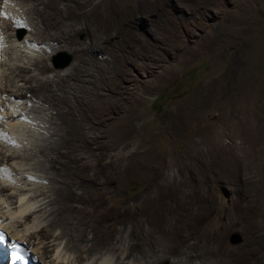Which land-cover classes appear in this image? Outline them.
Here are the masks:
<instances>
[{"label":"rangeland","instance_id":"rangeland-1","mask_svg":"<svg viewBox=\"0 0 264 264\" xmlns=\"http://www.w3.org/2000/svg\"><path fill=\"white\" fill-rule=\"evenodd\" d=\"M151 5L152 17L136 19L134 23L142 36L140 42H130L133 46L127 47L117 39L110 40L106 53L98 55L103 62L97 66V71L87 68L94 88L88 82H80L85 90H77L81 97L72 100L69 110L66 108L58 116L60 126H56L55 131L47 120L51 113L57 114L56 111L48 113L46 105L29 102V97L15 101L0 92V145L5 143L17 152L5 165L4 171L16 185L13 183L12 189L0 193V199L7 202V206L0 202V213L9 209L16 211L20 204L40 201L44 196L52 198L51 209L55 212L63 209L65 203L87 211L101 199L132 204L142 200L144 195L160 192L167 195L162 199L164 205L168 203L166 210H172H168L167 222L180 226L192 221H183L186 215L177 212L183 214L184 209L197 208H194L191 193L206 192L212 198L208 197L212 208L209 214L206 212V220L192 222L195 230L203 228L207 222L214 226L236 220L237 225L225 235L229 250L234 249L232 252L239 255L251 249L261 256L264 248H253L261 243L258 234L264 227V0H156ZM0 15L5 16L2 11ZM157 16H161L160 25L156 22ZM10 33L14 37L12 43L6 42L2 62L5 59L7 64L27 67L32 71L30 74L42 78H53L55 74L40 75L34 66L37 60L47 61V65L63 74L75 64V57L65 50L45 54L49 46L21 47L20 42L29 36L27 29L18 28L7 34ZM76 39L83 44L85 34L78 33ZM91 73H95L99 81ZM23 86L27 87L25 82L17 83V88ZM28 102V106L35 105L38 111H24V115L13 121L11 114H20L14 111L15 103ZM116 105L114 115H105L110 112V106ZM106 118L111 121L102 122ZM207 134L216 144H235L237 156L228 162L223 172L214 163L213 171L223 179L204 187L205 180L197 176L193 163L195 150ZM94 136L99 137L95 140ZM58 138H66V145L62 143V147L44 160L41 154L47 151L45 147ZM6 151L0 147V164L1 159L11 153ZM213 154L211 161L218 162V155ZM96 160L103 164L109 162V165L81 171L76 167V162L91 164ZM2 176L0 173V178ZM5 179H0V188L9 185ZM179 192H184L183 197ZM256 206L262 211L263 219L253 218L252 210ZM46 215L29 220L26 226L31 229L34 223L48 230L50 218L44 220ZM17 221L7 218L3 222L9 225ZM26 226L10 231L12 234L20 232L21 236L29 233L25 231ZM246 226H253L252 233L247 229L248 234ZM61 233V228L52 230L53 236ZM68 239L69 236H65L59 241L58 253ZM244 241H250L249 245ZM92 254L95 260L99 259L98 263L125 264L128 261L125 254L118 258L117 254L103 248L93 250ZM47 257L45 261L51 264L57 256L51 253ZM76 257L72 252L69 260L74 262Z\"/></svg>","mask_w":264,"mask_h":264},{"label":"bare ground","instance_id":"bare-ground-1","mask_svg":"<svg viewBox=\"0 0 264 264\" xmlns=\"http://www.w3.org/2000/svg\"><path fill=\"white\" fill-rule=\"evenodd\" d=\"M8 1H12L11 4L10 2L8 3ZM95 1L96 0H1L0 2V6L3 5V8H0V13L2 11L5 15L4 17L0 15V38H2V40H0V73H2L0 76L1 95L14 99L15 101L25 100L29 97V102H33L34 104L38 102L46 105L48 108L45 111L48 113L56 111L57 114L51 113L52 116L47 120L48 126H51L54 131V128L60 126L58 116L64 113L63 111L66 108L69 110L68 107L71 106L70 103L74 102L72 100L77 101V97H81L78 96L81 94L77 95V90H81V92L82 88L85 90L84 86L81 88L82 85L80 86V82L93 83H91L93 79L90 80L88 78V67H91V69L93 68L94 72L97 71V66L103 62L98 55H103L101 54L103 52L106 53L107 46L111 45L109 44L110 40L117 39L118 42H124V45L127 47L132 45L130 42H140L142 36L134 25V23H136L135 20L152 17L153 8L151 4H154L156 0H98V2L94 3ZM21 5H23V7H20ZM160 17L157 16L156 18L158 25L161 24ZM18 28L27 29L29 32L27 38L21 42L19 41L21 47L28 44L49 46L44 50L43 53L45 54H52L59 50H65L75 57V64L72 65L67 73L63 74L61 71H56L53 67L47 65V61L37 60L34 66L40 75H47V73L55 74L53 78H42L38 75L30 74L32 71L27 67L7 64L4 62L6 61L5 59L3 63L2 59L5 58L3 56L7 51V48H4L6 47V42L12 43L11 40L14 37L12 33H7ZM78 33L85 34V42L83 44L79 43L76 39ZM125 37H128V40H124L126 39ZM7 39L8 41H5ZM111 42L113 43V41ZM145 46L146 44L144 42V47ZM91 74L94 75L92 76L95 80L98 78H96L95 73ZM98 79L97 81H99ZM19 82H25L27 87H24L25 85L23 84L24 88H17V83ZM95 83L97 82L95 81ZM97 85L99 84L97 83ZM87 92L90 93L89 90ZM27 94L30 95L28 96ZM82 97H84V94ZM81 100L82 99H80V101ZM29 102L27 104L15 103L16 107H14V111H20V114L16 112L10 113L11 117H13V121L24 115V111H28L27 113L38 111V109L34 108L35 105L28 106ZM19 105L23 107H19ZM29 107L30 109L27 110ZM115 110H117V105L116 107L110 106L108 109L110 112H105V115H114ZM119 110L117 112H119ZM1 111L0 114L2 113ZM99 117L101 118V115ZM109 120L110 118L102 119V122ZM99 121L100 120L97 122ZM53 133L55 136H59V134ZM98 137L99 136H94L93 138L97 140ZM64 141L67 142V139L65 138L62 140L58 138L53 143L48 144L45 147L47 151L44 153L42 152L41 157H43L44 160L48 159L53 151L62 147L61 145L62 143L64 144ZM201 142L202 143H200L195 150V160L193 164L195 165L194 167L197 168V176L200 175L204 178V187H207L208 185H215L222 181L223 178L221 175L213 171V165L214 163L217 166L219 165L218 169L222 172L224 169H227L228 162L237 156V146L233 143L222 144L218 142L216 144V141H213L210 134L201 138ZM0 147L6 149V152H11L1 159L3 163L0 164V173L3 174L0 179L6 178V182H9V185H2L0 188V193H3L6 190L12 189L14 182H11V175L4 171V169L8 160L14 159L17 156V152L16 149L12 150L10 148L11 146L5 143L0 145ZM212 153L218 155V162L211 161L212 158L210 155ZM76 163L77 169L81 171L88 168L103 167L107 162L103 164L96 160V162L91 164L80 161ZM14 184L16 185V183ZM177 188L179 187L177 186ZM159 193L157 195H144L142 200L133 202L132 204L125 200V202L118 201L109 203L101 199L94 204L95 206L93 208L87 211L78 209V207L70 203H65V206H63L64 208H60L57 212L51 209V205L53 204L52 198L44 196L40 201L36 199L33 200V203L20 204L16 211L12 212L9 209L5 213L1 212L0 226L6 231L8 238L18 239L26 244L30 256H34L36 259H40V261L42 260L41 263L36 260L38 264H47L45 258H48L47 255L51 253H55L57 256L51 264L55 262H57V264H64L65 260L67 262H65L66 264H74L76 262L80 264H86V262L90 264H107L105 262L98 263L99 259L95 260L92 254L93 250L102 248L117 254L118 258L120 255L125 254L128 259L125 264H264V254L259 256L257 251L264 248V227H261V234H258L262 239L261 243H258V245L253 248L257 249V252L248 249L244 253L238 255L232 252L234 249L229 250V247H227L225 243V235H227L226 233L231 228L237 225L236 220L225 223L221 222L214 226L208 222L205 225L203 223V228L198 227L197 229L200 230L196 233L197 229L195 230V226L193 225L195 223L192 224V222L205 219L207 216L206 212L209 214L208 212H210L212 208L209 205V193H191V195H193L191 200L196 204H193L194 208L195 206H197V208L195 210L184 209L182 210L183 214L180 212L177 213L178 215H186L182 217L184 218L182 220H191L192 225L189 223H182L180 226L167 222L166 215L169 213L168 210L171 209L168 208L166 210L168 203L165 201L167 204L164 205L165 203L162 200L163 198H167V195ZM183 193L179 192V194L182 195L181 197H183ZM176 194L178 195V189ZM262 201H264V198ZM0 202L7 206V202L5 203L4 200L2 201L0 199ZM69 202L71 201L69 200ZM259 203L260 202H258V204ZM49 211L50 213L47 214ZM252 211L253 218H261L263 216L262 211L259 207L257 208V206L253 208ZM45 215L46 217L44 220L50 218L48 230L39 228V226H37L38 224L35 226L34 223L31 229L26 226L28 222L34 221L35 218H43ZM173 215L175 216V214ZM7 218L18 219V221L8 225L3 222ZM170 218L173 219L172 216ZM255 220L257 221V219H254V221ZM22 226H26L28 229L25 231L29 233L22 234L21 236L19 235L20 232L17 234L11 233L12 230L15 232L16 227ZM249 226H246L245 230L249 229L251 231L253 226ZM53 228H61L62 233L58 236H53ZM249 230H247V232ZM250 233H252V231ZM65 236H69V239L62 248V251L58 253L57 247L60 244L59 241ZM253 236L256 237L255 235ZM48 237L53 239L48 242L42 241L48 239ZM246 241L244 242L247 244L250 242ZM245 243L244 245H246ZM253 245L255 244L253 243ZM38 246L41 248L39 249ZM72 252L77 254L76 261L74 262L72 259L69 260V255ZM87 252L88 256H84Z\"/></svg>","mask_w":264,"mask_h":264},{"label":"clouds","instance_id":"clouds-1","mask_svg":"<svg viewBox=\"0 0 264 264\" xmlns=\"http://www.w3.org/2000/svg\"><path fill=\"white\" fill-rule=\"evenodd\" d=\"M0 228L3 230L2 232L5 234V236H6V239L7 240H10V239H12V238H8V235H7V233H6V231L0 226ZM14 240H17L19 243H21L22 244V242L20 241V240H18V239H14ZM25 244V243H24ZM26 245V244H25ZM29 250V249H28ZM29 255H30V252H29ZM30 257H33V256H30ZM36 259V258H35ZM37 260V259H36ZM36 263L38 264V262L36 261Z\"/></svg>","mask_w":264,"mask_h":264}]
</instances>
